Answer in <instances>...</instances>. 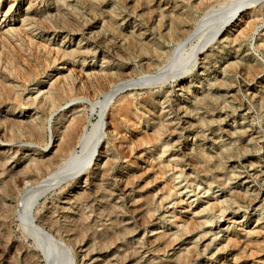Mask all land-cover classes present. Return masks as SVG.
I'll return each instance as SVG.
<instances>
[{"label": "rangeland", "instance_id": "374dc122", "mask_svg": "<svg viewBox=\"0 0 264 264\" xmlns=\"http://www.w3.org/2000/svg\"><path fill=\"white\" fill-rule=\"evenodd\" d=\"M175 1L195 6V14L202 16V11L196 6L217 0H163L161 3L160 0H153V5L145 0H60L65 13L63 16L51 7L53 0H35L50 27L42 25L31 11L27 13V0H0V42L19 53L32 69L31 77L17 75L23 93L16 101H6L3 108L10 109L20 102L26 106L23 109L25 112L37 115L39 106L32 103L31 98L44 82L49 83L58 77L62 78V84L70 92H77L76 87L81 88V93L68 99L65 106L47 114L49 146L33 144L39 149L38 156L46 154L53 145L57 125L66 113L71 114L72 104L81 105L79 109L85 111L92 129V124L99 120L98 112L92 113V98L110 82L109 75H115L121 68L145 74L146 66L151 62L149 58L154 53L152 43L162 41L164 44L160 49L165 51L174 46L173 42L165 41L170 25L163 13L167 14ZM228 26L200 51V66L195 69L200 74L205 71L201 62L206 55H211L217 57L211 63L212 73L201 74V78L190 76L192 70L184 74L187 86L192 85L189 91L179 89L177 82L171 81L175 78H170L167 81L169 86L163 87L162 92V87L149 83L124 92L136 103L127 121L122 124L117 140L129 141L136 148L137 158L126 171L138 170L141 180L136 187H142L141 195L149 191L156 193L160 203L154 211L155 216L149 215L146 222L139 223L137 237L141 235L154 241L164 232L183 236L175 247L171 245V238L167 237L148 243L146 248L140 247L139 252L133 250L131 254L138 256L142 264H172L170 259L181 252H185V256L175 264H264V70L256 78L252 74L237 72L231 87L211 85L218 84L227 75L223 66L226 61L247 58L254 62L260 60L264 65V8L245 6ZM229 35L231 37L226 42ZM236 36L238 39H235ZM78 44L87 49L86 56L63 55L59 51L65 48L72 51ZM3 58L0 49V61ZM172 89H179V95H174ZM148 94L154 95L167 117L182 131L181 140L190 148L188 151H197L208 157L213 169L226 175V184L216 182L213 171L203 173L192 168L185 153L177 152L176 140L172 136H163L158 144L142 142L157 130L152 123L154 115L139 103ZM196 94L203 99L216 97L218 101L213 99L211 105L222 111L215 114L205 112ZM169 95L174 103L194 104L200 111L197 116L204 117L209 124L203 119L200 127L184 129L185 125H191L192 120L184 122L169 112V102H166ZM20 108L15 110H22ZM106 120L109 125L111 119L106 116ZM7 133H15L19 138L24 136L18 127ZM168 139L171 140V150L165 152L169 148L165 144ZM8 142L0 139V145L13 144ZM14 145L23 147L21 155L32 147L23 138ZM219 149H225L227 157L215 160L212 154ZM121 161L124 165L129 163L128 158ZM240 190L249 191L246 201L237 197L235 192ZM56 197L55 194L49 195L47 201H55ZM29 218L30 211L25 206L21 217L17 213L11 214L7 224L0 223V264H32L25 252L33 249L47 264L45 252L38 248L37 243L42 244L50 254L52 264H71L65 234L56 235L61 240L59 245L50 244L49 247L43 237L36 232L30 234L27 226L23 225V222L28 223ZM192 218L197 223L185 227L183 221ZM62 221L66 223L63 217ZM229 237L238 239V244L228 246ZM249 238L256 241L248 244ZM86 239H92V235ZM91 242H96V254L101 259L95 263L119 264V261H113L114 255L107 252L109 246L118 242L104 244L99 239ZM75 264H83L81 257Z\"/></svg>", "mask_w": 264, "mask_h": 264}, {"label": "bare ground", "instance_id": "6f19581e", "mask_svg": "<svg viewBox=\"0 0 264 264\" xmlns=\"http://www.w3.org/2000/svg\"><path fill=\"white\" fill-rule=\"evenodd\" d=\"M162 1L160 0L159 3ZM145 2L154 4L153 0H145ZM26 4L27 13L31 11L33 17L42 25L50 27L45 13L36 6L35 0H27ZM51 4L53 9L59 11V15L65 14L60 0H53ZM248 5L255 9L258 6L264 8V0H217L215 3L200 4L196 8L202 11V16L195 14V6L191 7L175 1L169 12L163 13L169 19L170 25L169 33L165 34L170 40L165 38V41L173 42L174 46L165 51L160 49L164 44L162 41L152 43L155 46L154 53L149 58L151 62H148L145 74L141 75L121 68L115 75H109L110 82L101 87L92 98V113L98 112L99 115V120L92 124V129L85 111L79 109L81 105L72 104L71 114L66 113L57 125L53 135V145L46 154L42 153L43 155L39 156L37 153L39 149L33 144L49 146L47 114H52L57 108L65 106L68 99H73L76 94L81 93L79 92L81 88L76 87L77 92H70L62 84V78L58 77L49 83L44 82L45 87H39L37 94L31 98L32 103H37L39 106L37 115L25 112L23 109L26 106L20 102L13 104L10 109L3 108L6 101H16L23 93L17 75L31 77L32 69L30 63L21 59L19 53L0 42V49L4 54V58L0 61V139L13 143L0 145V223L7 224V218L11 214L17 213L21 217L22 208L27 206L30 218L27 224L25 222L22 224L27 226L30 234L36 232L39 237H43L49 247L50 244L58 246L61 240L56 235L65 234L70 249L71 264H75L79 257L83 264L101 263H95L100 259L98 257L100 255L96 254L98 252L95 250L96 242L91 240L99 239L104 244L118 242L114 246H109L107 252L113 254V261H119V264H142L138 256L131 254L132 251L139 252L140 247L146 248L148 243L158 242L167 237L171 238L170 240L173 241L171 245L175 247V244L183 238L180 233H174L173 236L164 232L154 241L141 235L137 237L139 223L146 222L149 215L155 216L154 211L160 203L156 193L149 191L141 195L142 187H136L138 185L136 183L141 180L138 170L126 171V168L133 165L137 158L136 148L129 141L117 140L122 131V124L127 121L136 103L135 99L127 98L124 92L147 83L162 87L160 88L162 92L165 89L163 87L169 86L167 81L170 78H175L171 81L177 82L179 89L185 91L192 89L190 88L192 85L187 86L185 83L187 80L184 74L192 70L190 76L199 78L201 74L212 73L211 63L217 57L211 55H206L201 62L205 65L203 66L205 71L200 74L195 69L196 66H200L198 64L201 59L200 51L204 50L223 28L230 24L235 15ZM229 37L231 35L226 42ZM235 39H238V36ZM59 51L63 55L82 57L87 55V49L80 44L72 51L67 48ZM223 66L227 75L222 77L218 84H211L212 86L231 87L237 72L252 74L256 78L264 70L260 60L254 62L247 58H235L233 61H226ZM179 89H172V93L179 95ZM166 98L170 113H174L184 122L192 120L191 125H185L184 129L200 127V122L205 118L201 119V116H197L200 111L194 104L174 103L170 95ZM196 98L203 104L205 112L215 114L222 111L221 108L211 105L214 103L213 99L217 100L216 97L208 96V99H203L196 94ZM139 103L144 109H148L152 116L154 115L152 123L157 127L156 132L149 137L146 136L142 142L158 144L163 136L166 138L172 136V139L176 140L177 152L185 153V157L190 159L192 168L203 173L213 171L216 182L220 185L227 183L226 175L213 169L208 157L197 151L195 153L188 151L190 148L181 140L182 131H179L173 120L167 117V113L161 109L154 95L143 96ZM151 106L153 108H150ZM19 107L22 110H15ZM106 116L111 119L109 125ZM206 121L209 124L208 120ZM16 127L23 131L24 136L19 138L15 133L8 135L7 132ZM93 135L96 136L91 139ZM103 137L105 139L101 144ZM22 138L32 146L23 155H21L23 147L14 145V142H21ZM165 144L169 147L165 152L171 150V140H165ZM225 151L219 149L213 152L212 156L215 160H222L227 157ZM123 158H128L129 163L122 164ZM125 172L126 174H123ZM131 184L135 187H131ZM235 193L243 201L249 197V191L240 190ZM54 194L57 196L55 201L48 202L49 195ZM43 199L45 201L42 202ZM62 217L66 223H63ZM195 223L197 221L193 218L183 221L185 227ZM90 234L92 239H86ZM249 240L248 244L256 241L251 238ZM237 244L238 239L232 237L227 239L228 246ZM37 246L44 250L47 264H52L50 254L44 246L40 243H37ZM25 255L31 259L32 264H46L37 250H28ZM184 256L185 252H181L170 260L175 264Z\"/></svg>", "mask_w": 264, "mask_h": 264}]
</instances>
